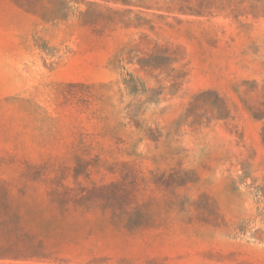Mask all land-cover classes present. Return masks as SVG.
Wrapping results in <instances>:
<instances>
[{"label": "rangeland", "instance_id": "rangeland-1", "mask_svg": "<svg viewBox=\"0 0 264 264\" xmlns=\"http://www.w3.org/2000/svg\"><path fill=\"white\" fill-rule=\"evenodd\" d=\"M0 264H264V0H0Z\"/></svg>", "mask_w": 264, "mask_h": 264}]
</instances>
